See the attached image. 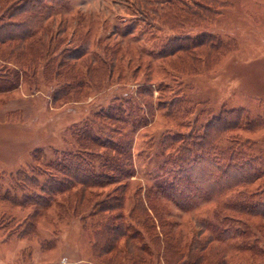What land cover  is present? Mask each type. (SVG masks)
<instances>
[{
  "label": "rangeland",
  "instance_id": "obj_1",
  "mask_svg": "<svg viewBox=\"0 0 264 264\" xmlns=\"http://www.w3.org/2000/svg\"><path fill=\"white\" fill-rule=\"evenodd\" d=\"M198 1L208 13L0 0L5 34L31 28L22 45L41 37L54 61L77 56L31 64L29 48L12 55L0 44V264H264V0ZM117 101L122 123L101 119L93 133L128 146L129 167L85 197L74 184L43 201L45 162L102 152L77 131ZM173 136L192 151L182 164L164 161L181 152ZM163 177L171 198L159 193ZM116 194L121 206L106 215L118 219L92 214Z\"/></svg>",
  "mask_w": 264,
  "mask_h": 264
},
{
  "label": "trees",
  "instance_id": "obj_2",
  "mask_svg": "<svg viewBox=\"0 0 264 264\" xmlns=\"http://www.w3.org/2000/svg\"><path fill=\"white\" fill-rule=\"evenodd\" d=\"M193 1V0H192ZM143 4L141 5V8H150L152 5H159L163 6L170 10H176L180 6H183L185 8V14H192L188 10L191 9V6H194L193 10H197V13L200 14H206L208 13V9L203 6L200 1L195 0L193 1V5H189L185 2H179V0H155L153 2L145 1L143 0ZM176 4H179L178 7ZM207 5V4H206ZM190 8V9H189ZM153 9V8H151ZM188 9V10H187ZM155 11V10H152ZM178 11H180L178 9ZM18 11L16 7H12V5L7 6L3 12L2 15H5L6 18L9 20V24H11L15 20L13 19L17 15ZM154 13V12H153ZM7 23H3L0 25V44L7 43L5 46L10 50L9 52L13 55V53H18L21 52V50H26L29 48V51H31L34 54V59L32 60L31 64H36L39 59H41L43 54H46L49 58L51 57L50 52H55L56 47H52V44L49 41L43 40L41 37L36 39L34 42L31 43H26L25 45H22L25 38L31 37V35L34 33L31 31L32 29L29 28L23 31L22 34L16 35L15 33H10V34H5V27ZM125 32H129L127 30H123ZM21 42L18 43L17 46H14L12 42ZM191 45L188 43L186 44H181L175 46L173 50L177 51H186L188 48H190ZM172 50V49H170ZM3 49L0 48V53L2 54ZM166 52V51H165ZM31 53V54H32ZM76 51H72L67 55H63L61 60H55L54 58L51 57L48 61V65L54 67V63H56V66H66L67 64L73 65V61L76 60L77 56L74 55ZM57 55V54H55ZM62 56V53H61ZM76 56V57H75ZM55 57V56H54ZM30 64V66H31ZM101 68L108 67L107 71L109 73H112L114 71V66L115 64L112 63L110 64L109 61H107L105 58H103ZM69 65V66H71ZM111 65V66H110ZM67 66V67H69ZM106 69V68H105ZM104 70V69H103ZM113 70V71H112ZM88 71V70H87ZM55 74V73H54ZM58 74V71H57ZM105 74V73H104ZM108 74V73H107ZM52 76V74H51ZM105 76V75H104ZM107 76V75H106ZM109 78V77H108ZM73 81L76 79L72 78ZM78 83L77 81H75ZM96 83V82H95ZM146 86L143 87V91H146ZM144 102H149L148 99L144 98ZM117 102H112L107 109H102L100 112L96 113L94 116H96V120H87L82 129H78L77 132H84L82 134H86L87 137L85 139H88L89 142L88 144L94 143L97 145H102L104 147V150L102 152H93L86 150V154L88 157H83V154H78V152L66 154L65 157L63 156L61 159L58 157L56 154V158L52 160H47L45 162V165L47 166L46 170V179L45 183L42 186L41 191L44 194V200L45 202H49L51 198L56 195V193H60L64 190H68L71 186L74 184H81L83 188L81 189V192L77 196L85 197V190L91 186V185H102L105 182H107V178L111 177V179L117 178V175H115V171H124V166L129 167L131 164L130 161V154L128 153V146H126L124 143H120L119 139L114 140H109L107 137H102L100 131L98 128L96 130L97 133L99 134H94V127L100 125L101 119L104 120L106 119L107 121L109 120H114L119 126V124L122 123V118L119 115L118 108L119 105ZM121 103V102H119ZM124 110V109H123ZM96 122L97 125H96ZM117 129V128H116ZM104 133V132H103ZM105 134V133H104ZM109 137V136H108ZM172 141H180L181 145L180 147V153L177 156L171 157L168 155H165V162H171V163H176L179 162V164H182V161H188L190 158V154L192 151L189 149V147H185V143L188 142L186 139H183L180 136H173L171 139ZM170 141V140H169ZM188 144V143H187ZM187 148L190 150L188 152ZM109 149V152L106 150ZM186 151V152H185ZM85 154V153H84ZM69 163H68V162ZM184 163V162H183ZM183 171L185 170L182 169ZM115 176V177H114ZM114 177V178H112ZM167 178L163 177L157 182L161 183L159 185L162 189H158L159 193H162L163 196L167 198H171V190L174 189V183H168L169 187L165 188L163 187V183L165 182ZM115 180V179H114ZM32 182V181H31ZM174 184V185H172ZM148 197V196H147ZM123 200V195H115L113 198L112 202H107L105 200L98 201L97 203L94 204V208L92 210V214L101 218H107L110 215H106L107 213H110L114 210H119L121 203ZM120 212H117L116 215H113L110 217V219H118L120 217ZM109 219V218H108Z\"/></svg>",
  "mask_w": 264,
  "mask_h": 264
},
{
  "label": "water",
  "instance_id": "obj_3",
  "mask_svg": "<svg viewBox=\"0 0 264 264\" xmlns=\"http://www.w3.org/2000/svg\"><path fill=\"white\" fill-rule=\"evenodd\" d=\"M62 264H64V263H62ZM73 264H76V263H73Z\"/></svg>",
  "mask_w": 264,
  "mask_h": 264
}]
</instances>
